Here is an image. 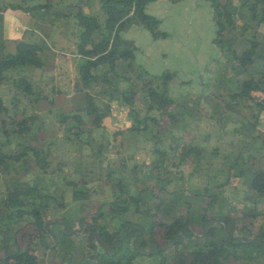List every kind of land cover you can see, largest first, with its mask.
<instances>
[{
    "label": "trees",
    "instance_id": "obj_1",
    "mask_svg": "<svg viewBox=\"0 0 264 264\" xmlns=\"http://www.w3.org/2000/svg\"><path fill=\"white\" fill-rule=\"evenodd\" d=\"M155 1L100 0L97 16L65 0H17L0 8V50L7 10H43L72 22L80 64L67 110L54 107L61 92L51 81L45 80L43 95L40 81L28 72L44 68L51 52L45 42H13L14 52L0 58V86H7L13 105L45 101L63 141L106 159L101 178L109 191V200L91 204L96 191L79 168L67 170L66 162L51 160L49 143L36 148L26 142L34 140L37 118L23 111L9 115L0 98V264H40L37 249L45 251L57 236L67 239L76 231L89 234L92 264H264V133L258 128L264 114V36L258 37L264 31V0H205L224 74L208 94L176 99L168 88L175 74L147 73L135 62L134 43L121 36L139 25L153 40L169 37L145 12ZM241 38L247 47L237 52ZM115 103L124 106L128 123L108 134L105 121ZM205 117L217 131L230 125L226 134L236 142L219 138L208 144V133L196 135ZM125 135L150 144L152 179L140 178L130 158L121 157ZM108 151L115 160L107 159ZM116 166L129 171L122 175ZM194 177L197 184H189ZM244 187L248 197L238 211ZM226 193L236 196L235 202ZM52 201L64 207L61 217H53ZM58 249L48 247L70 264V253Z\"/></svg>",
    "mask_w": 264,
    "mask_h": 264
},
{
    "label": "crops",
    "instance_id": "obj_2",
    "mask_svg": "<svg viewBox=\"0 0 264 264\" xmlns=\"http://www.w3.org/2000/svg\"><path fill=\"white\" fill-rule=\"evenodd\" d=\"M99 1L100 0H65L67 3H72L75 4V6L80 7L85 14L90 16H97L100 14ZM16 2L17 0H0V8ZM35 2L31 1L29 4L33 5ZM173 5H175V7L178 5L180 10L184 11L185 14H188L187 18H189V15H197L198 18L205 19L207 23V19L211 20L210 23L215 29V25L212 21L211 7L205 0H181L176 4L167 0H158L149 3L145 8V12L160 21L159 28L161 31L163 30V32L166 31L165 33L169 34V38L153 40L150 34L139 25L130 26L127 30L121 33V36L123 39L134 43L137 48L135 52V62L142 66L150 75H160L165 70H170L173 71V73L175 72L178 74L180 69L188 68L191 64L194 65L193 62H198V64L201 62L200 68H203L205 63H208L211 58L215 57L214 61L216 62L217 58L220 56V51L212 43L215 35H212L211 32H209L205 36L204 30L199 25L196 36H199L200 40H196L195 44L194 38L196 36L192 35L194 28L193 21L189 22L188 19L177 18L175 15L172 16L174 13V8H172L174 7ZM60 9L65 11V8L57 7V10ZM71 23V21L65 19H52L49 15L45 14L43 10H34L32 12L7 10L3 14V38L5 42L11 43L12 47L11 51H8V53L14 52L15 48L13 42L15 41L31 44L45 42L51 48V52L48 54L44 68L41 71L29 69L28 72L33 76V80L40 81V85L43 86V95H45V80L52 82L50 86L54 85L61 92L60 95L55 96V100L59 97L69 99L75 94L74 85L76 83L80 59L75 54V36L72 35L73 30ZM195 45H197V47ZM204 49L208 52H205ZM200 57L203 58L199 60ZM203 70H206V67ZM217 76L218 68L214 69L213 67L211 76L207 75V77L210 78L207 80L205 88H201L202 91L206 90L207 92L202 95L208 94L213 88H215L216 82L214 78ZM175 78L176 77L170 81L172 85L174 83L177 85V82H174ZM212 79L213 82L210 84ZM201 84H203V82H201ZM171 96L173 97L174 95L172 94ZM0 98L2 99L3 106L7 108L9 115L16 116L23 111L26 116H35L37 120L41 117L40 115L45 116V112H39L38 109L33 107V105H28L29 103L26 100L13 105L11 103V95L5 90L0 91ZM41 103L42 100L36 104L39 106ZM36 104L35 106H37ZM117 116L118 114L113 111L111 118L106 120L109 122L111 120L110 127H106V132L108 134H112L114 130L119 128V122H114V119ZM106 121L105 125L108 126L109 124H106ZM125 122L128 123V119H126ZM54 128L57 129L55 126ZM196 135L200 134H197L196 132ZM127 137L129 138L132 136L125 135L122 138L123 144ZM62 142L69 145L68 147L72 146L63 140ZM72 150V156L77 157L78 159L84 154L83 151H79L73 146ZM144 150H147V145H145V141L141 139L139 146L122 147V154L127 156L128 154L133 155L135 153H140L142 157L143 155L146 156ZM147 158L149 159L148 161L146 160ZM147 158L144 160L143 165H141L142 173L138 176L148 181L152 179V175L149 171L155 164V158L152 156ZM70 165L73 169L78 168L73 162H71ZM136 166L138 167L139 165L137 164ZM119 171L120 173L122 172L123 175L129 170L128 167H126L125 170L119 168ZM64 201L66 203L71 202V189L66 190ZM66 249L67 248L61 249L60 252H63Z\"/></svg>",
    "mask_w": 264,
    "mask_h": 264
},
{
    "label": "rangeland",
    "instance_id": "obj_3",
    "mask_svg": "<svg viewBox=\"0 0 264 264\" xmlns=\"http://www.w3.org/2000/svg\"><path fill=\"white\" fill-rule=\"evenodd\" d=\"M173 4H176V3H173ZM173 6L174 7H172V8H174L173 9L174 13L172 12L173 13L172 16L175 15L177 18L179 17L182 19H188L189 22L193 21L194 28L192 31V35L196 36L197 30L199 29V25L204 30L205 36L209 32H211L212 35H215V29L212 26V24L210 23L211 20L207 19L208 20V23H207L205 21V19L198 18L197 15L196 16L189 15V18H187L188 14H185L184 11L180 10V7L178 8V5H176V7H175V5H173ZM164 32H166V31H164ZM263 36H264V31H261V33L258 35V37L260 39H262ZM3 40H4V38H3ZM196 40H200V37L196 36L194 38L195 44H196ZM195 46L197 47V45H195ZM245 47H247V42L242 38L239 39L236 43V51L240 52ZM11 49H12L11 43L5 42V40H4L3 50H0V58L3 55H6L8 53V51H11ZM204 51L208 52L205 49H204ZM202 58L203 57H200L199 60H201ZM214 58H211L208 63L206 62L205 66L203 68H200L201 62H199V64H198V62H193L194 65L191 64L188 66V68L180 69L178 74L174 72L175 77H176L174 82H177V85H175V83L173 85L171 83L168 85L169 92L171 93V95L172 94L174 95L173 98L176 99L179 96L183 97V96H187L189 94H194V95L205 94L207 91L206 90L202 91L201 88H205V85L207 84V80L210 78V77H207V75L211 76V71H212L213 67H214V69L218 68V76L222 72L224 74L223 69L226 65H225V63L222 62L221 53H220L219 58H217L216 62L214 61L215 60ZM205 67H206V70H203ZM168 71L173 72L170 70H168ZM216 78H214V79L216 80ZM201 82H203V84H201ZM212 82H213V79L211 80V83L210 82L209 83L212 84ZM0 87H1L0 91L5 90L6 92H8V88L6 85H1ZM213 89H215V88H213ZM72 98L67 99L64 97H59L57 99L54 107L60 108L63 110H67L69 108V105H68L70 102L69 100ZM31 104L33 105L34 108L38 109L39 112L40 111L43 113L45 112V116L40 115L41 117L36 121V123L32 129V132L35 133L34 140H27V142L29 144H31L32 146H35L36 148H40L42 143L43 144L49 143L50 144V152H51L49 158L53 161H59V160L65 161L68 164L67 170L72 171L73 167L70 164H71V162H73L79 168L80 175L84 176V179L87 181L88 186L90 188H94L96 191L95 194L92 195L91 204L99 205L100 203L109 200V191H107L108 186L103 183L102 178H101V176L104 173L103 170L106 168V164H107L106 159L104 160V159H100L99 157H93V155L92 156L88 155V153H86V152H84V154L82 155V157L80 159L72 156V154H73L72 146L68 147L69 145L64 144L62 142L61 137H60L61 133H59L58 130L54 128V126H55L54 119L52 117V114H49V112H48L50 107L43 100L39 106L37 104H36L37 106H35V103H31ZM113 111L118 114V116L114 119V122H119V124H120L119 127L124 128L125 125H127L125 122L126 114H125L124 106H121L120 104L115 103L113 105ZM110 122H111V120H110ZM110 122L106 121V124H109V125L108 126L105 125V126L109 128L111 125ZM193 128H196V127H193ZM229 128H230V125L226 127L225 132H223L222 130H218V131H222V132H218L216 129L215 123L211 122L210 120H208L205 117V118H203V121L201 123H198V127L195 130V134H196V132H197V134L199 133L200 135H203L204 133H208L210 138H211V141L208 144H212V142L214 140H218L219 138H220V142H224V143H231L232 141L236 142V140L233 136H231V135L227 136L226 133L229 131ZM258 128H259V130H261L264 133V114H262L261 121H260ZM141 139H143V137H129V138L127 137V138H125L123 146H131V147H135L137 145L139 146ZM144 141H145V145H147V150H144L146 152V156L143 155L141 157L140 153H137V154L135 153L133 155L128 154L127 157L124 154L121 155V157H123V159L127 160V158L128 159L130 158L129 159L130 160L129 165L134 166V165L138 164L139 165L138 166V172L139 173H142L141 165H143L144 160L147 157L152 156L151 153L149 152L150 144L146 140H144ZM243 141L245 142V140H243ZM105 156H107V159L115 160V155L114 154L112 155V152H110V151L106 152ZM72 158H74V159H72ZM146 160L148 161L149 159L147 158ZM33 162L34 161L32 160L31 164H33ZM261 165L264 168V162L263 161H262ZM116 168H119V167L116 166ZM191 180H193V181H190L189 184H191V185L197 184V183H194L195 181H197L195 179V177L192 178ZM225 195L227 196V199H230V201L235 202L236 196H234L233 194L231 195L230 193L229 194L226 193ZM247 197H248V192H247L246 188L244 187L240 193V196L238 198V202L235 206L242 204L244 201H246ZM49 207L52 211V212L51 211L50 212L52 213L53 217L54 216L55 217H57V216L61 217L62 210H64V207H62V208L59 207V204L56 201H54V202L52 201ZM239 207L240 206H238L236 208L238 211L240 210ZM53 221H56V220L54 219ZM53 221H51V222H53ZM55 230L57 233L58 228H56ZM76 232H78V235L73 236L72 235L74 233L73 232L71 234H68L69 238H67V239L62 238L61 236H57L56 237L57 241H55L52 245H49L50 244L49 243V244H47V246L50 249H52L54 246H56V247L58 246L59 247L58 251H60L61 249L67 248L65 251L70 253L69 254L70 260H71L70 264H92L93 262H90L87 259V253H89V249L87 246V240H88L89 234L81 233V231H76ZM256 233H257V231H254V234H256ZM48 247H47V249H45V251L42 249L40 250V248L36 250L35 254L38 255V257L40 259V264H67V262H65V261L63 262L61 255L53 254L50 250H48ZM139 264H145V263L140 262ZM227 264H255V263H247V262L238 261V262H229Z\"/></svg>",
    "mask_w": 264,
    "mask_h": 264
},
{
    "label": "water",
    "instance_id": "obj_4",
    "mask_svg": "<svg viewBox=\"0 0 264 264\" xmlns=\"http://www.w3.org/2000/svg\"><path fill=\"white\" fill-rule=\"evenodd\" d=\"M52 223H54V222H52ZM65 227H66V225H64V226H63V229H62V231H64Z\"/></svg>",
    "mask_w": 264,
    "mask_h": 264
}]
</instances>
